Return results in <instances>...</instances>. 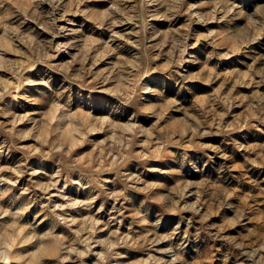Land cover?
I'll use <instances>...</instances> for the list:
<instances>
[{
  "label": "clouds",
  "instance_id": "9594fccd",
  "mask_svg": "<svg viewBox=\"0 0 264 264\" xmlns=\"http://www.w3.org/2000/svg\"><path fill=\"white\" fill-rule=\"evenodd\" d=\"M247 3L0 0V264H264Z\"/></svg>",
  "mask_w": 264,
  "mask_h": 264
},
{
  "label": "rangeland",
  "instance_id": "374dc122",
  "mask_svg": "<svg viewBox=\"0 0 264 264\" xmlns=\"http://www.w3.org/2000/svg\"><path fill=\"white\" fill-rule=\"evenodd\" d=\"M192 2H199V0H192ZM245 4H246V7H250V6H251L250 4L247 3V0H245ZM88 6H89V7H100L101 5L91 4V5H88ZM160 26L163 27L164 24L161 23ZM99 34H100V35H103V33H99ZM255 138H258V137H255ZM148 175H149L151 178H154V179H160V180H166V179H168L166 176H162V175H160L159 173H149ZM21 183H23V181H22ZM67 191L70 192L71 189H68ZM54 199H56V197H54ZM35 211H36V210L33 209V212H35ZM169 223H170V221H169ZM167 226H168V225L166 224L165 227H167ZM131 255H132L133 257H136V256H138V255H140V254L133 252V253H131Z\"/></svg>",
  "mask_w": 264,
  "mask_h": 264
}]
</instances>
